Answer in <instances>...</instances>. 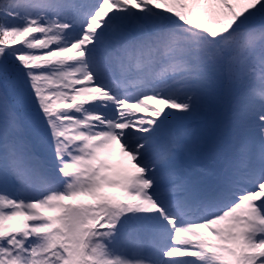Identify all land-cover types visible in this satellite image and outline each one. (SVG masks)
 Wrapping results in <instances>:
<instances>
[{
  "label": "snow or ice",
  "instance_id": "1",
  "mask_svg": "<svg viewBox=\"0 0 264 264\" xmlns=\"http://www.w3.org/2000/svg\"><path fill=\"white\" fill-rule=\"evenodd\" d=\"M0 264H264V0H0Z\"/></svg>",
  "mask_w": 264,
  "mask_h": 264
},
{
  "label": "rangeland",
  "instance_id": "2",
  "mask_svg": "<svg viewBox=\"0 0 264 264\" xmlns=\"http://www.w3.org/2000/svg\"><path fill=\"white\" fill-rule=\"evenodd\" d=\"M116 158L117 159H122L123 157L121 156V153L119 151V146H117V150H116Z\"/></svg>",
  "mask_w": 264,
  "mask_h": 264
},
{
  "label": "trees",
  "instance_id": "3",
  "mask_svg": "<svg viewBox=\"0 0 264 264\" xmlns=\"http://www.w3.org/2000/svg\"><path fill=\"white\" fill-rule=\"evenodd\" d=\"M14 47H19V45H15Z\"/></svg>",
  "mask_w": 264,
  "mask_h": 264
}]
</instances>
